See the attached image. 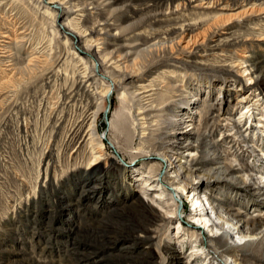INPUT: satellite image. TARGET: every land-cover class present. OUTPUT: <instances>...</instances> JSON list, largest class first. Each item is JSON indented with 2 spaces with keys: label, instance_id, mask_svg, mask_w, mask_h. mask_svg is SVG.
<instances>
[{
  "label": "rangeland",
  "instance_id": "obj_1",
  "mask_svg": "<svg viewBox=\"0 0 264 264\" xmlns=\"http://www.w3.org/2000/svg\"><path fill=\"white\" fill-rule=\"evenodd\" d=\"M182 114L233 165L201 144L202 190L264 222L238 180L264 176V0H0V264H217L207 230L139 203L192 208L151 151Z\"/></svg>",
  "mask_w": 264,
  "mask_h": 264
},
{
  "label": "bare ground",
  "instance_id": "obj_2",
  "mask_svg": "<svg viewBox=\"0 0 264 264\" xmlns=\"http://www.w3.org/2000/svg\"><path fill=\"white\" fill-rule=\"evenodd\" d=\"M189 34L190 33H185L184 37ZM74 36L78 39L76 35ZM244 57L245 59L250 58L249 55H245ZM246 63H249V61L244 62V64ZM255 69L256 68L253 67L252 70H244V73H249V75L252 76L249 79L251 81L254 75V73L251 72ZM111 95V88H108L105 95L108 101ZM133 95L138 102V115L141 116L145 124V121H148L147 119L151 115L149 113L151 110L149 109L150 105H143L145 97H141L142 93H133ZM183 104L187 107L192 106V104L188 102H183ZM181 116H183V118L179 120L173 118L167 120L166 130L169 132L171 131V134L158 151H151L156 154L155 156L164 170V176L166 177L163 176L161 181L165 182V179L172 188V204L182 203L184 197H187L191 200L192 208L189 212H186L185 209L170 212V206L161 202L154 201L151 206L145 205L144 201H139V203L149 214L155 215L157 221L161 225L168 226L171 224L172 218L179 217V219H182V217L186 215L195 222L193 224L197 232L194 233H198V237L204 236V232L207 230L209 242L212 243L214 250H216V254H218L215 259L217 264H250L248 261L238 258V252L251 254L252 257L264 261V222L251 218L243 212H234L224 206H220L211 196L207 195L202 190V184L200 183L206 175L204 173L205 169L203 168V170L199 168V166L198 168L196 167L197 165H195V163L197 161L195 156H198L197 153L200 149V145L203 144V150L206 152L207 156L206 158L211 165V169L209 170L210 173L213 172L221 176L223 175L224 177L233 176V165H222V158L219 154L212 151V144L201 141L193 124L194 117H189L188 120H185L186 114H182ZM141 149L144 150V148ZM257 176L258 173L256 175L243 174L241 177L239 175L241 179H237L243 181L245 186H253L257 192L264 191V176ZM158 177H160V175ZM148 185L149 181L146 182V186ZM150 186H152V184L149 185V187ZM155 200H161V197L157 196ZM154 204L163 210V215L161 210H159L161 211L160 213L158 209L156 210L154 208ZM179 230L178 228L177 231ZM152 233L153 230L148 231L146 235L149 236ZM194 261H196V259H194Z\"/></svg>",
  "mask_w": 264,
  "mask_h": 264
}]
</instances>
